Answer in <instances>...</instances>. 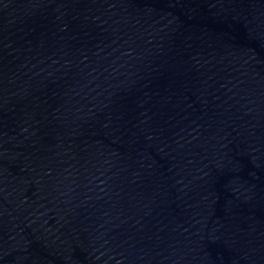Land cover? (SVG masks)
<instances>
[{
  "label": "water",
  "instance_id": "95a60500",
  "mask_svg": "<svg viewBox=\"0 0 264 264\" xmlns=\"http://www.w3.org/2000/svg\"><path fill=\"white\" fill-rule=\"evenodd\" d=\"M0 264H264V0H0Z\"/></svg>",
  "mask_w": 264,
  "mask_h": 264
}]
</instances>
